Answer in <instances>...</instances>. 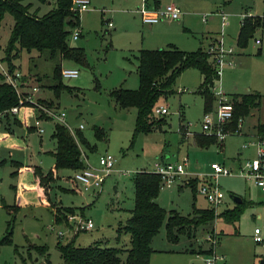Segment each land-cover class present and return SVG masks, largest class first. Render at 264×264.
Wrapping results in <instances>:
<instances>
[{"label": "rangeland", "instance_id": "obj_1", "mask_svg": "<svg viewBox=\"0 0 264 264\" xmlns=\"http://www.w3.org/2000/svg\"><path fill=\"white\" fill-rule=\"evenodd\" d=\"M143 1L148 8H163L173 2L184 14L174 20L164 19L150 25L142 20L137 11ZM160 1L155 5V0H90L88 9L81 11L71 5V9L80 12L81 27L78 25L80 35L77 38L70 34L69 43L82 47L86 60L84 63L61 60L62 67H76L79 73L75 77L62 76L68 88L62 89L58 96L48 86L54 59L48 58L45 52L39 54L25 49L15 59V70L21 73L22 89L31 90V86H38L34 93L37 101L47 105L43 99L53 100V105L47 106L63 109L70 131L75 133L79 130L93 145L92 149L82 146L84 166L98 167L99 156L106 153L114 156L116 161L115 169L98 191H83L73 181L72 175L79 168H59L47 193L42 187L49 206L30 204L14 207L16 187L21 189L23 182L34 183V178L31 173L16 172L11 161L16 159L22 163L37 164L44 172L53 168L55 140L51 134L56 121H43L44 131L39 133L29 127L33 123L32 117L20 120V123L13 118L17 116L19 120L18 115H10L9 120L1 117L2 123L10 122V125L6 130L0 124V264H61L62 257L57 247L59 239L66 242L74 238V243L80 245L98 240L112 245H128L129 238L126 239L124 233L116 238V228L129 215V209L134 204L131 176L141 168L150 169L164 151L166 153L163 154L171 160L186 158L187 175L177 177L170 185L163 183L157 201L166 210L176 209L185 215L192 214L194 206L209 205L197 191V186L212 172L211 162L233 168L239 165L235 157L237 147L244 142L241 135L231 134L223 146L213 143L201 147L194 142V134L201 132L200 120L204 111L202 96L195 91L200 80L196 67L185 68L175 80V91L157 103H165L169 111L161 127L147 133L138 132L134 138L136 108L115 105L110 91L120 86H138L135 55L140 48H157L173 40L180 48L195 50L202 44L200 32L205 30L203 21L206 20L211 21L220 34V16L218 20L214 14L216 11L222 10L227 14L230 24L222 31V38L225 45L236 48L240 18L234 12L242 11L241 17L247 14L244 11L247 9L264 17V0ZM54 2L22 0V3L28 4L30 12L38 15L51 9ZM187 16L190 20L186 22ZM13 21L12 14L5 12L0 27V61L4 65L1 56ZM157 25L161 27H155ZM215 37L212 36L209 41ZM255 37L261 41L255 42ZM245 51L244 61L236 62L233 68L226 66L215 84L227 94L247 89L261 93L259 104L245 116L246 124L252 128L253 122H264V25L255 30ZM38 76L41 77L39 80L36 79ZM177 85L180 86L178 89ZM179 107L181 116L177 112ZM179 122L186 124L189 130L184 142L180 141ZM96 129L102 133L101 137ZM3 131L8 134L4 136ZM244 152L253 155V147L245 148ZM31 168L34 169V166ZM188 181L195 182L196 190L186 183ZM217 182L225 197L215 213L232 207V197L237 195L249 201L243 206L239 218L231 222L214 214L212 221L197 226L194 236L179 233L174 240L167 238L164 222L153 236L152 246L156 251L150 256L148 264H207V253L213 250V246L217 255H224L215 264H260L264 259V190L238 173L221 174ZM61 206L77 209L70 213H81L79 210L82 209L81 214L91 218L94 227L74 233L68 222H56L53 212ZM255 227L260 228L262 240L259 242L253 239ZM8 230L10 239L1 241ZM59 231L63 234L60 235ZM37 245L45 249H39ZM193 249H201L202 252Z\"/></svg>", "mask_w": 264, "mask_h": 264}, {"label": "trees", "instance_id": "obj_2", "mask_svg": "<svg viewBox=\"0 0 264 264\" xmlns=\"http://www.w3.org/2000/svg\"><path fill=\"white\" fill-rule=\"evenodd\" d=\"M71 5L72 0H55L51 9L38 15L30 12L28 4L22 3V0H0V27L5 12H10L14 19L1 60L13 72L17 68L15 59L23 49L28 52L35 50L39 54L45 52L48 58L55 60L48 86L56 96L62 89L68 88L62 81L61 60H73L77 63H84L86 60L83 48L71 46L69 43L73 28L80 25V12L71 9ZM263 25V16L244 15L237 35V45L246 46L255 30ZM207 56L205 46H199L195 50H184L171 42L163 47L139 49L135 55L138 86L135 88L120 86L110 91V95L119 107L136 108L133 138L138 132L147 133L156 130L165 122L166 115L155 114L153 109L162 97H167L174 91L177 76L187 67H196L201 74V80L195 91L202 96L203 110L212 107L215 98L212 87L217 79V73ZM40 78L38 76L36 79ZM260 97L261 93L256 91L230 94L233 102L230 125L234 127L239 116L247 115L254 106H257ZM43 100H46L44 102L47 105H53V100ZM18 103V93L4 80L0 70V111ZM32 106L33 104L28 101L21 104L20 119L15 116L14 121L20 123V120H25V114L31 111ZM10 117L9 114L4 116L7 120ZM183 126L184 124L180 122L178 130L182 136H184ZM29 127L35 128L33 125ZM254 128L257 133L264 135V122L257 121ZM96 131L101 137L100 130L96 129ZM51 136L55 140L53 168L43 172L35 165L33 169L39 185L46 193L51 182L55 181L57 169L84 167L82 146L93 148L79 130L73 133L65 124L59 122L54 123ZM194 141L201 147L221 143L214 135L203 132L195 133ZM15 171L17 172V169ZM131 179L134 186V204L130 208L129 216L116 228V238L119 239L123 233L127 234L129 244L112 245L105 240H98L80 245L74 243V238L66 242L59 239L57 247L62 257L61 264H148L154 250L151 244L152 238L164 222L167 238L174 240L179 233H187L189 237L194 236L198 225L206 224L215 217V210L210 206H194L193 213L186 215L176 209L166 210L157 201L162 181L155 171L142 168L133 172ZM187 184L196 190L194 181H188ZM246 203L244 199L235 202L232 207L224 208L216 216L225 221H236ZM76 210L72 206L58 207L53 212L54 220L67 222L66 215ZM79 211L83 213L82 209ZM9 235L8 230L1 241H8ZM36 247L45 249L40 245ZM193 250L201 252V249Z\"/></svg>", "mask_w": 264, "mask_h": 264}, {"label": "built area", "instance_id": "obj_3", "mask_svg": "<svg viewBox=\"0 0 264 264\" xmlns=\"http://www.w3.org/2000/svg\"><path fill=\"white\" fill-rule=\"evenodd\" d=\"M89 4L90 0H72V7L79 11L88 9ZM137 11L141 14L142 20L147 23L157 22L162 19H177L182 15L180 7L173 2L166 4L163 8H148L143 1L141 5L137 7ZM217 13L220 14L222 20L227 18V14L222 10ZM110 24L111 23L109 22V25ZM79 35L80 28L76 26L73 28L71 36L77 38ZM222 35L221 31L213 41L210 40L207 43L205 48L208 54V61L217 73L216 81L220 79L221 73L227 65L235 64L232 57L235 47L225 45ZM255 42L259 43L260 38L255 37ZM0 70L4 75V80L15 88L19 96V103L0 111V118L4 117L6 114L19 116L21 104L28 101L31 102L33 106L31 111L25 114V120L27 117H32L33 123L31 125H33L39 133L44 131L42 122L45 120H55L68 127L65 120L66 113L63 109L41 104L34 97V93L38 90V86H31V90L22 89L20 71H10L6 65L1 63V61ZM78 73L79 71L76 67L64 66L61 68V74L63 77H75ZM212 90L215 96L214 102L210 109L203 111L200 120L201 132L214 135L218 142H222L228 135L240 133L243 116H239L236 125L232 127L230 123L233 116V102L230 95L223 92L220 88H217V84L213 85ZM153 112L155 114H167L169 111L167 105L157 104L155 105ZM80 126L82 125L80 124ZM182 132L184 136L189 133L186 124H184ZM250 146L253 147L254 154L245 155L239 161L237 167H226L223 163L211 162L210 168L212 172L205 177V180L199 182L197 191L205 197L210 207L214 208V210H217V207L223 202L225 197V194L220 189L217 182V179L221 174L238 173L246 180H251L255 185L264 190V135L255 132L251 138L246 139L242 143L243 149L250 148ZM82 158L84 157L82 156ZM115 161L116 158L111 154H101L99 156L98 167H91L86 164L84 167L75 170L72 179L82 188L83 191L95 189L98 191L102 187L105 179L115 169ZM235 168L237 169L235 170ZM149 170L155 171L160 175L162 185L163 183L170 185L177 177L187 175L186 158L184 157L182 161L165 160L160 158L153 163V166ZM66 220L71 225V229L74 233L80 230H90L94 227L92 219L81 213H68L66 215ZM59 234L62 235L63 232L59 231ZM253 239L257 242L262 240L259 227L254 228ZM214 242L216 243L215 240ZM212 249L213 250L210 253H207L209 256L211 255V257L208 256L209 258L207 257L206 259L207 264H215L217 259L223 258V256L215 253L214 246Z\"/></svg>", "mask_w": 264, "mask_h": 264}, {"label": "crops", "instance_id": "obj_4", "mask_svg": "<svg viewBox=\"0 0 264 264\" xmlns=\"http://www.w3.org/2000/svg\"><path fill=\"white\" fill-rule=\"evenodd\" d=\"M148 3V2H147ZM161 3V1L160 0H155V5H157V4H160ZM244 11L247 13L246 15H259V14H257V13H255V12H253V11H251V10H247V9H244ZM217 12V11H216ZM214 13L215 14V16H217V18H218V20H219V16H220V14L219 13ZM245 12H243V13H245ZM235 14H238L239 15V24L241 23V20L243 19V16H241L240 17V14L242 13V11H235L234 12ZM184 14V13H183ZM182 14V15H183ZM212 16V15H211ZM214 16V15H213ZM260 16V15H259ZM181 17V16H180ZM164 19H162V20H159V21H163ZM174 20V19H173ZM188 20H190V17L189 16H187L186 17V19H185V21L187 22ZM159 21H157V22H159ZM223 21V22H222ZM157 22H154V23H148V24H150V25H154L155 23H157ZM177 22H179V21H177ZM203 22H205L204 23V25H205V30H203V31H201L200 32V35H201V40H200V42L202 43L200 46H206V44H207V42L209 41V39L212 37V36H217L218 34H219V31L218 30H216L217 28H215L214 26H213V24L211 23V21H203ZM183 23V22H182ZM230 24V21H229V19H228V17L226 18V19H224V20H222L221 19V17H220V27H221V31H224V29L228 26ZM80 27H81V25H80ZM155 27H157V28H160L161 27V25H157V26H155ZM240 27V26H239ZM238 32H239V28H238V31H237V33H236V40H235V42L237 41V35H238ZM260 41H261V39H260ZM173 43L174 41L173 40H169V42H167V44L168 43ZM176 43V42H175ZM174 43V44H175ZM166 44V45H167ZM177 44V43H176ZM236 44H237V42H236ZM165 45V46H166ZM247 46V45H246ZM246 46H244V47H241V46H238L237 45V47L235 48V51H234V54L232 55V57H233V60L235 61V64L234 65H227L228 67H226V68H233V67H235V65H236V62L237 63H239V62H243L244 61V58L246 57V55H244L245 54V47ZM161 47H163V46H161ZM179 47V46H178ZM180 48V47H179ZM181 49H183V48H181ZM184 50H186V49H184ZM260 52V49H258V51H257V53H259ZM199 71V70H198ZM199 76H200V80H201V74H200V72H199ZM200 80H199V82H200ZM199 82H198V84H199ZM198 84H197V86H198ZM180 86L179 85H177V89L179 88ZM174 91H175V86H174ZM173 91V92H174ZM249 91H251V90H249V89H247V91H244V92H249ZM233 93H242V92H230V93H228L229 95L230 94H233ZM40 96V95H39ZM38 96V97H39ZM41 97V96H40ZM161 102V101H160ZM160 104H164V105H166L165 103H160ZM115 105H117L116 103H115ZM118 106V105H117ZM132 107V106H131ZM122 108V107H121ZM127 108H130V107H127ZM177 112H178V115L179 116H181L182 115V110H181V108L179 107V109L177 110ZM246 116V115H245ZM245 116H243V122H242V126H241V130H240V133H238L239 135H241L243 138H241L242 139V141H245L246 139H249V138H251L252 137V135L256 132L255 131V128H254V125L257 123V121H260V120H257L256 122H253V124H252V128L249 126V125H247L246 124V118H245ZM179 121H181L180 119H179ZM9 124H7L5 121L2 123V121L0 120V124H2L5 128H6V130L8 129L7 127L10 125V122H8ZM179 126H180V122H179ZM179 129V128H178ZM33 130H35V131H37L36 130V128H33ZM153 131H155V130H153ZM151 132V131H150ZM2 134L4 135V136H6L8 133L6 132V131H3L2 132ZM231 135V134H230ZM230 135H228V136H230ZM234 135H236V134H234ZM0 136H1V133H0ZM227 136V137H228ZM186 137L187 136H182V135H180V141L181 142H184L185 140H186ZM226 137V138H227ZM1 138H3V137H1ZM225 138V139H226ZM225 139L219 144L220 146H223L224 144H225ZM241 141V142H242ZM195 142V141H194ZM245 149V148H244ZM244 149L242 148V146H241V143H240V145H239V148L237 147V155H236V159H238V162L245 156V155H247V154H245V152H244ZM165 152V151H164ZM163 152V153H164ZM161 154L160 156H159V158L158 159H165V160H171L170 158H168V156H167V154ZM166 153V152H165ZM11 163H13V165L15 166V168L17 169V171H18V173H23V172H28V173H31L32 174V176H33V178H34V183H31V184H28V183H25V182H23V184H22V186H21V189H19L18 187H16V199H15V205H18V206H20V207H23V206H29L30 204H44V205H46V206H49V201L47 200V197L45 196V193H44V191H43V188L39 185V182H38V178L34 175V172H33V169L31 168L32 166H35V165H37V164H27V163H22V162H20L19 160H16V159H13L12 161H11ZM37 166H39V165H37ZM40 167V166H39ZM142 169V168H141ZM145 169H147V168H145ZM44 172V171H43ZM187 183V182H186ZM254 184V183H253ZM257 186V185H256ZM258 187V186H257ZM261 189V188H260ZM262 190V189H261ZM22 196V197H21ZM234 197V196H233ZM232 197V198H233ZM157 198H158V196H157ZM205 198V197H204ZM241 198V197H240ZM241 200H242V198H241ZM233 201H234V203L236 202L235 200H234V198H233ZM30 202H33V203H30ZM240 202V201H239ZM247 203H249V201H247ZM246 203V204H247ZM207 206H209V205H207ZM207 206H205V207H207ZM196 207H199V206H196ZM129 211H130V209H129ZM129 214H130V212H129ZM129 216V215H128ZM125 235V237H126V239L127 238H129L128 237V235L127 234H124ZM121 237V235L119 236V238ZM152 240H153V238H152ZM151 244H152V242H151ZM153 247V246H152ZM153 251H152V253H151V255L153 254V252L154 251H156V249L153 247ZM202 252V251H201ZM198 253H200V252H198ZM206 253V252H205ZM222 256H223V258H224V255L222 254ZM223 264H227V263H223Z\"/></svg>", "mask_w": 264, "mask_h": 264}, {"label": "water", "instance_id": "obj_5", "mask_svg": "<svg viewBox=\"0 0 264 264\" xmlns=\"http://www.w3.org/2000/svg\"><path fill=\"white\" fill-rule=\"evenodd\" d=\"M233 198H234V200H235L236 202L241 201V198H240L239 196H237V195H234ZM260 264H264V259L261 260Z\"/></svg>", "mask_w": 264, "mask_h": 264}]
</instances>
